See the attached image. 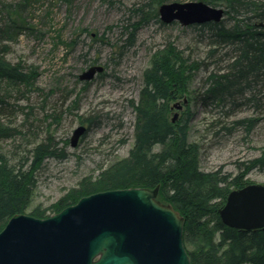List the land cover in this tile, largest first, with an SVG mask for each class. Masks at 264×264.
I'll list each match as a JSON object with an SVG mask.
<instances>
[{
    "label": "trees",
    "instance_id": "obj_1",
    "mask_svg": "<svg viewBox=\"0 0 264 264\" xmlns=\"http://www.w3.org/2000/svg\"><path fill=\"white\" fill-rule=\"evenodd\" d=\"M166 1L142 0L126 8L120 19L118 57L133 46L141 27L154 20L163 28L170 25L162 23L157 13ZM199 1L224 10L218 23L187 27L197 31L204 42L203 59L186 57L169 42L154 53L142 76V101H131L135 120L127 157L116 160L95 177H84L52 205H33V198L38 174L46 162L68 157L65 146L54 138L52 126L59 118L56 114L37 120L32 117L36 122H27L23 135L0 121V142L11 141L8 151L0 150V230L15 214L45 219L97 192L158 187L157 200L171 206L184 220L182 241L190 264H264V229L247 232L230 228L218 214L231 190L248 185L245 177L251 170L264 171V147L258 157L241 164L240 172L230 178L219 172L201 171L200 147L188 140L192 116L188 103L205 108L210 127L217 129L214 136L237 128L249 135L264 114V0ZM96 61H90L89 66ZM199 71L205 73L199 88L189 101L179 103L181 115L172 122L171 102L188 94L189 83ZM103 72L97 76H103ZM37 76L36 68L12 64L5 59L4 49L0 50V117L15 118L21 110L10 103L14 97L11 91H15L13 99L17 101L35 93L45 102L52 91L43 93L35 85ZM90 82L81 84L86 88ZM65 98L60 102V115L70 110L62 109ZM76 104L71 102L77 109ZM44 110L46 104L41 103L40 111ZM246 110H251L250 117L230 120ZM49 118L53 119L46 124ZM79 120L89 125L92 121L84 117ZM40 131L43 136L38 138Z\"/></svg>",
    "mask_w": 264,
    "mask_h": 264
},
{
    "label": "rangeland",
    "instance_id": "obj_2",
    "mask_svg": "<svg viewBox=\"0 0 264 264\" xmlns=\"http://www.w3.org/2000/svg\"><path fill=\"white\" fill-rule=\"evenodd\" d=\"M110 1L0 0V29L3 30L0 50L4 49L5 59L12 64L23 63L36 68L35 85L43 93L52 91L45 102L35 93L17 101L13 99L15 91H11L14 97L10 103L21 110L15 113V118L1 116L0 121L23 135L27 122L33 118L56 114L59 121L52 126L54 138L68 153L66 159L52 160L43 166L38 174L33 205H52L84 177H95L116 160L127 157L135 120L131 101L135 104L142 101V76L154 53L162 51L169 42L184 56L196 61L205 55L206 46L197 31L177 22L163 28L154 20L139 29L133 46L118 57L120 19L127 7L142 0ZM196 1L199 0H167L165 3ZM92 60H97L96 64L102 65L104 72L103 76H95L85 88L78 76ZM204 76V71L193 75L183 99L189 101ZM64 95L62 109L70 110L60 115ZM183 99L171 102V106ZM72 101H76L77 109L71 105ZM41 103L46 104L44 112L40 111ZM188 105L192 114L188 140L200 147L201 171L219 172L232 178L240 172L241 164L259 156L264 147V114L249 135L237 128L229 134L222 132L214 136L217 129L210 127L211 119L205 108L200 104ZM181 109L172 108L170 118L176 114L177 120ZM251 115V110L241 111L230 120ZM94 116L100 118L96 120ZM79 117L91 118V125L81 123ZM79 125H84L86 131L77 145L71 147L69 139ZM42 136V131L38 132L37 137ZM10 144V140L0 142V150L8 151ZM245 179L248 184L264 185V171L251 170Z\"/></svg>",
    "mask_w": 264,
    "mask_h": 264
},
{
    "label": "water",
    "instance_id": "obj_3",
    "mask_svg": "<svg viewBox=\"0 0 264 264\" xmlns=\"http://www.w3.org/2000/svg\"><path fill=\"white\" fill-rule=\"evenodd\" d=\"M157 13L162 23L183 27L218 23L224 16L222 8L202 1L164 3ZM103 71L95 64L78 78L90 82ZM85 131L84 125L72 131L71 147ZM157 194L158 187L113 189L82 197L45 219L15 214L0 230V264H190L184 220ZM218 214L230 228L264 229V185L231 190Z\"/></svg>",
    "mask_w": 264,
    "mask_h": 264
},
{
    "label": "bare ground",
    "instance_id": "obj_4",
    "mask_svg": "<svg viewBox=\"0 0 264 264\" xmlns=\"http://www.w3.org/2000/svg\"><path fill=\"white\" fill-rule=\"evenodd\" d=\"M79 79V78H78ZM80 81V80H79ZM83 82V81H82Z\"/></svg>",
    "mask_w": 264,
    "mask_h": 264
},
{
    "label": "flooded vegetation",
    "instance_id": "obj_5",
    "mask_svg": "<svg viewBox=\"0 0 264 264\" xmlns=\"http://www.w3.org/2000/svg\"><path fill=\"white\" fill-rule=\"evenodd\" d=\"M92 66V65H91ZM90 67V66H89Z\"/></svg>",
    "mask_w": 264,
    "mask_h": 264
}]
</instances>
